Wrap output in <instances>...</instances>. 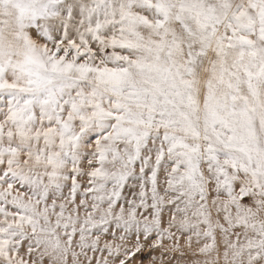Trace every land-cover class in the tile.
Returning a JSON list of instances; mask_svg holds the SVG:
<instances>
[{"label":"snow or ice","instance_id":"6c2138e0","mask_svg":"<svg viewBox=\"0 0 264 264\" xmlns=\"http://www.w3.org/2000/svg\"><path fill=\"white\" fill-rule=\"evenodd\" d=\"M0 264H264V0H0Z\"/></svg>","mask_w":264,"mask_h":264}]
</instances>
